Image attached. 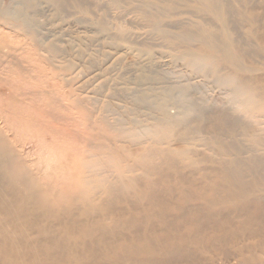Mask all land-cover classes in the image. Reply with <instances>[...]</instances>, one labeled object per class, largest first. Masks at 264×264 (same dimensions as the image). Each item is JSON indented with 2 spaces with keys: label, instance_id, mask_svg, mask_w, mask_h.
Returning a JSON list of instances; mask_svg holds the SVG:
<instances>
[{
  "label": "bare ground",
  "instance_id": "1",
  "mask_svg": "<svg viewBox=\"0 0 264 264\" xmlns=\"http://www.w3.org/2000/svg\"><path fill=\"white\" fill-rule=\"evenodd\" d=\"M45 1L89 13L83 0ZM16 2L0 24L27 36L22 56L31 46L72 69L35 28L39 0ZM129 3L194 71L231 89L228 103L188 97L190 85L137 91L131 112L145 104L153 121L102 114L77 131V101L8 65L20 77L0 82L10 89L0 94V264H264V0ZM19 48L0 33L1 61ZM174 100L184 108L170 114Z\"/></svg>",
  "mask_w": 264,
  "mask_h": 264
},
{
  "label": "rangeland",
  "instance_id": "2",
  "mask_svg": "<svg viewBox=\"0 0 264 264\" xmlns=\"http://www.w3.org/2000/svg\"><path fill=\"white\" fill-rule=\"evenodd\" d=\"M119 1L114 4L111 0H83L89 8V13H84L72 6L57 11L52 3L39 0V10L31 15L35 28L42 41L55 42L61 47L58 59L71 60L73 68L70 70L46 64L47 51L41 50V55H37L31 46L32 57L26 55L24 58L23 48L29 46L27 36L0 24V33H5L12 45L22 47L12 51L7 58L9 63L0 59V82L18 81V68H7L18 65L23 68L27 75L25 80L30 85L53 91L54 98L58 101L61 98L64 104H69L68 99L77 101L74 108L77 131L86 123H95L102 114L112 122L121 119L125 126H129L131 119H138L139 123L153 121L157 112L145 104L135 108V113L131 112L135 103L133 94L137 91L150 94L151 89L152 94L155 90L173 87L175 95H179L181 88L190 85L194 88L187 91L188 97L210 102L227 101L230 88L217 84L210 75L194 71L178 56V48L142 19L137 5L129 3L130 0ZM14 4L18 7L16 0H0V9L9 6L14 10L17 8ZM163 26L173 33L180 30V24L173 21ZM146 46L151 49L150 53L143 51ZM33 59L40 60L43 69L32 70L30 62ZM152 72L158 75L156 79L147 77ZM142 74L147 76L136 81L135 78ZM9 90L7 84L0 86L2 95ZM108 102L111 109L106 112L104 108ZM183 108L184 103L175 100L166 106L170 114H177ZM85 114L89 115L87 121L83 118ZM30 149L27 145L26 150ZM31 157L36 158L37 154Z\"/></svg>",
  "mask_w": 264,
  "mask_h": 264
}]
</instances>
